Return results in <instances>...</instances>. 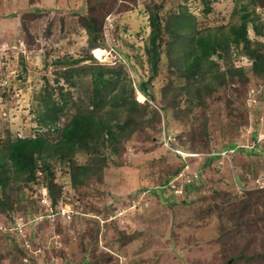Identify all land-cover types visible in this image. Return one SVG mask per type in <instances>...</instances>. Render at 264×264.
I'll use <instances>...</instances> for the list:
<instances>
[{
    "label": "rangeland",
    "instance_id": "rangeland-1",
    "mask_svg": "<svg viewBox=\"0 0 264 264\" xmlns=\"http://www.w3.org/2000/svg\"><path fill=\"white\" fill-rule=\"evenodd\" d=\"M155 4L166 30L159 70L151 79L146 48ZM243 6L258 16L260 33L250 23L249 39L264 45L259 0H0L1 148L20 137L48 135L56 141L73 114L92 108V72L100 65L123 67L142 105L131 115L115 103L124 82L108 85L97 118L110 126L114 144L100 139L97 148L77 151L66 162L50 155L53 172L43 171L36 185L9 174L0 191L12 208L0 210V264H264V75L253 74V60L234 44L228 54L219 51L222 58L217 53L188 69L198 54L192 45L196 35L232 37L230 27L240 24ZM182 13L189 22L183 26L174 21ZM89 15L103 20L102 27L112 15L110 41L121 56L115 65L110 55L105 61L95 57L103 36L89 48L83 22ZM58 58L82 60L73 64L86 70L74 74L75 87L60 76L64 67L55 64ZM235 64L244 66L245 78L224 79ZM149 79L152 99L137 92L139 82ZM50 95L63 106L56 126L39 121L41 98ZM256 136L261 142L250 151ZM232 142L239 146L233 154L227 148ZM213 155L220 158L208 165ZM74 175L81 184L73 183ZM52 176L51 202L63 186L71 189L76 215L69 223L56 218L51 223L50 208L39 199ZM190 176L198 188L182 193ZM251 191L261 195L252 197ZM243 254L257 258L237 257Z\"/></svg>",
    "mask_w": 264,
    "mask_h": 264
},
{
    "label": "trees",
    "instance_id": "trees-1",
    "mask_svg": "<svg viewBox=\"0 0 264 264\" xmlns=\"http://www.w3.org/2000/svg\"><path fill=\"white\" fill-rule=\"evenodd\" d=\"M159 7L160 6H158V4H155L153 9H149V27L151 31L148 39L149 46L146 48V53L148 54L151 63V79L159 70L160 49L162 48L161 43L163 41L164 31L166 30L163 21L164 17L160 15ZM242 8L243 14L241 16L240 24L230 27L232 37L228 34L226 35L224 32H221V34L218 33L215 36H212L211 34H207L206 36L196 35L193 40L194 43L192 45H195L198 54L194 55L193 62L188 65V69H198L202 60L212 61L211 58L217 53L218 57L222 58L223 56L219 55V53L221 52L224 54H228L231 44H234L236 45V47L242 46L243 53L253 60V66L251 67L253 74L258 77L264 75V45L259 42L253 43L248 37V25L250 23L253 24L255 32L260 33V29L255 21V18H257L258 16H256L254 12L248 11L247 6H243ZM91 11H93V8H91ZM186 16V13L179 14L175 16L174 21L181 24L182 26L183 24L187 25L189 22L188 19H184L186 18ZM102 21L103 20H97L96 16L91 15L86 16L83 20L84 28L89 34L88 45L91 50L96 48L95 46L97 45V42L101 39ZM189 31L190 29L188 30V32ZM28 34H30V36L32 37L33 42L35 36L31 34L30 30L28 31ZM184 35H186V33ZM182 38L186 42V36H182ZM192 45L190 46L192 47ZM97 47L99 46L97 45ZM81 61V59H74L73 61H70L66 58H58V60L55 62V64L64 67L62 68L64 70H61L60 72V76L63 77L70 86H76V83L72 82L75 73H77L78 76H81L80 73L86 72L84 68L78 69L74 68L73 66V64H79ZM211 63L213 64L210 65L219 67V65L215 62ZM235 67L231 68L223 74V76H225L224 79H226L227 76L245 78L246 69L242 68L244 66L238 67L235 64ZM94 71L95 72H92V77L94 78L93 91L95 92V94L91 101V104L93 103L92 108L88 106L86 110H80L73 114L71 118L64 123V126L58 129V133L60 132V135L56 141H53L50 137H48V135H40L36 136L35 138L28 137L16 138L13 141L8 140L3 148H1L0 146V191L3 190V187H6V185L9 183V174L11 173L15 175L16 181L25 180L29 184L37 183L38 171H49V173H52L54 168H52V166L47 162V159L52 154H54L52 157H56L58 161L66 162L68 161L67 159L70 157V155L74 154L77 151L83 150L86 152H90L93 148H97L98 141L100 139L103 140L102 143L110 142V145H112V143L114 144V142L116 141V136L110 131V126L104 123L100 118H97L99 107L102 108L104 104L105 88L108 85H110V87H116V85H119V83L124 82L123 86L125 92L121 96L117 97L115 103L120 107H124L131 115V112H134L136 108L142 105L135 99V87L130 83L128 74L123 67H120L118 70H116L105 68L104 66L100 65L96 67ZM196 75L197 74L194 71L191 76ZM189 78L191 77L189 76ZM151 79H149V81L141 80L137 86V90L144 94L145 97L150 99L154 98L149 90V83ZM126 81L127 84H125ZM59 90L61 93H63V88L61 86H59ZM52 93L54 92L52 91L51 94ZM128 94L130 95L128 96ZM53 97L54 96L50 95L48 99H46L45 97L41 98L44 103V117L40 116L39 121L44 125H48V122H51L56 126L58 121H60L62 118L61 115L63 114V106H60L59 101L55 100ZM141 116L143 117L145 115L141 114ZM227 148L234 149V151L239 149L233 142L229 146H227ZM247 149H249L250 151L253 150L252 148ZM38 158H42V160L44 161L43 166L39 163ZM219 158V155H213L209 157L208 165L216 162ZM61 170L65 175V168L61 167ZM101 171L104 170L101 168ZM54 179L55 177L52 176L51 183L48 181H44L45 185L49 187L48 189H50L53 195L54 192L52 181ZM72 180L75 185L81 184L78 183L75 175L72 176ZM190 188H198L195 185L194 180L191 182H187V185L185 186V190H188ZM260 191L263 193L264 190ZM261 192L251 191L250 196L256 197L258 195H261ZM55 205L56 202H54V206ZM7 208H9L10 210L12 209L10 206V202L8 201V197L6 194H4V196L0 194V210L4 209V211H9V209ZM6 237L11 238V236L9 235H7ZM11 240L20 249H22V247H20L19 245L20 242L17 239L12 237ZM237 257L243 259L248 258L251 260V262L257 258L256 255L245 257L244 254ZM237 257L234 256L233 258H236V260H238Z\"/></svg>",
    "mask_w": 264,
    "mask_h": 264
},
{
    "label": "built area",
    "instance_id": "built-area-1",
    "mask_svg": "<svg viewBox=\"0 0 264 264\" xmlns=\"http://www.w3.org/2000/svg\"><path fill=\"white\" fill-rule=\"evenodd\" d=\"M114 23H115V21L113 20L112 15H109L106 17L105 23L103 24V27H102V36H103L104 40L102 39V41H101L102 43H105V45H106L105 49L109 52V55L111 57L110 61L112 62V64H115V61L117 60V58H121L117 47L115 48V45H114L115 40L113 39V42L110 41V39H111L110 34L113 32V30H115V24ZM254 144H255V142L251 145V147H253ZM231 152H233V151H231ZM193 180L194 179L192 176H190L186 180L185 185L182 188V193L185 190V186L187 185V182H191ZM67 192L69 193L67 186H65L63 188L61 198L59 199V203L56 207L53 206L54 204H53V202H51V196H50V194L46 188H44L40 192V198L39 199L40 200L42 199V201H44L42 203L43 208L44 207H45V209L50 208V209H48V211H46L47 212L46 215H48L49 218L52 220L51 223H53V218H56L57 220L61 219L62 222H67V223L72 221V219H73L72 217H74L75 214H73V211H74L73 206L69 202L72 200L73 195L68 196ZM66 193H67V195H66ZM49 201H50V203H49ZM16 224L17 225L14 228L18 229V226H20V223L16 222Z\"/></svg>",
    "mask_w": 264,
    "mask_h": 264
},
{
    "label": "clouds",
    "instance_id": "clouds-1",
    "mask_svg": "<svg viewBox=\"0 0 264 264\" xmlns=\"http://www.w3.org/2000/svg\"><path fill=\"white\" fill-rule=\"evenodd\" d=\"M102 34V33H101ZM102 42L100 41V43H99V47H102V48H105L104 46H101L100 44H101ZM101 61V60H100ZM115 65V64H114ZM137 92H138V90H137ZM58 124V123H57ZM56 124V125H57ZM36 137V136H35ZM35 137H32V138H35ZM21 138V137H20ZM25 138V137H24ZM261 140V138H257V136L254 138V137H252V144L255 142V144H254V146L253 147H251V146H247V148H252V149H254L255 147H257L258 145H259V143L261 142L260 141ZM251 142V140L249 141V143ZM257 144V145H256ZM261 146V145H260ZM238 148H239V146H237ZM229 151H233V152H231L232 154L233 153H235V151H234V149H229ZM223 154V153H222ZM224 155V154H223ZM225 156V155H224ZM59 170H61V168H59ZM57 171V170H56ZM62 171V170H61ZM65 171H66V174L65 175H70V170L69 169H67V168H65ZM62 173H64L63 171H62ZM43 175V172L42 171H38V179H39V177H41ZM64 175V176H65ZM70 179H71V177H70ZM197 179V178H196ZM40 182L39 181H37V183L36 184H39ZM35 184V185H36ZM43 187L44 188H46L47 190H48V192H49V194H50V191H49V189L45 186V184L43 185ZM65 186H63L62 187V189H61V191H60V194H59V196H57L59 199L61 198V194H62V192H63V188H64ZM163 187H165V186H163ZM69 188V187H68ZM243 188V187H242ZM73 189V188H72ZM74 190V189H73ZM71 191V189L69 190V192ZM185 191V190H184ZM52 195V194H51ZM50 195V196H51ZM59 199H56L57 201H56V205L54 206V207H56L57 205H58V203H59ZM53 204H54V202H53ZM76 215V214H75ZM58 220H60V221H62L61 219H58ZM63 223V222H62ZM51 224V223H50Z\"/></svg>",
    "mask_w": 264,
    "mask_h": 264
},
{
    "label": "bare ground",
    "instance_id": "bare-ground-1",
    "mask_svg": "<svg viewBox=\"0 0 264 264\" xmlns=\"http://www.w3.org/2000/svg\"><path fill=\"white\" fill-rule=\"evenodd\" d=\"M108 56H109V52L105 49V48H97L95 50V57L98 59V60H101V61H105L108 59ZM17 74V73H16ZM140 92V91H139Z\"/></svg>",
    "mask_w": 264,
    "mask_h": 264
},
{
    "label": "water",
    "instance_id": "water-1",
    "mask_svg": "<svg viewBox=\"0 0 264 264\" xmlns=\"http://www.w3.org/2000/svg\"><path fill=\"white\" fill-rule=\"evenodd\" d=\"M260 1V6L262 7V8H264V0H259Z\"/></svg>",
    "mask_w": 264,
    "mask_h": 264
},
{
    "label": "crops",
    "instance_id": "crops-1",
    "mask_svg": "<svg viewBox=\"0 0 264 264\" xmlns=\"http://www.w3.org/2000/svg\"><path fill=\"white\" fill-rule=\"evenodd\" d=\"M77 3V2H76ZM73 5H76V4H73ZM76 7H77V5H76Z\"/></svg>",
    "mask_w": 264,
    "mask_h": 264
}]
</instances>
